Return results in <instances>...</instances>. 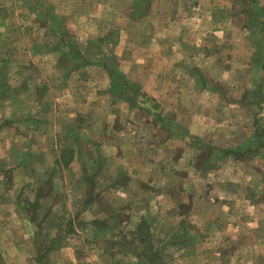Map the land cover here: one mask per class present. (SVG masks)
<instances>
[{"label":"crops","instance_id":"crops-1","mask_svg":"<svg viewBox=\"0 0 264 264\" xmlns=\"http://www.w3.org/2000/svg\"><path fill=\"white\" fill-rule=\"evenodd\" d=\"M144 234L168 264H264V0H0V264L122 262L98 240Z\"/></svg>","mask_w":264,"mask_h":264},{"label":"rangeland","instance_id":"rangeland-1","mask_svg":"<svg viewBox=\"0 0 264 264\" xmlns=\"http://www.w3.org/2000/svg\"><path fill=\"white\" fill-rule=\"evenodd\" d=\"M83 13H86V12H83ZM54 14H55L54 20H55V23H57V20L62 19L63 15H61L62 13L59 14L56 12ZM98 14H99V12L95 13L96 16H98ZM64 15H65L64 20H66V13H64ZM69 20L71 22L73 21L72 24L75 23L71 17L69 18ZM80 20L81 19H78L77 22ZM121 20H123V19H121ZM96 24H97V22L94 23V25H96ZM71 31L73 32L74 37L76 38L77 42L80 43V45L82 46V49H83L85 40L91 39L92 36H90V35L92 33H94L93 37H95V32L97 30H95L94 27H92V29L90 28V29H88V31L84 32V31H82L81 28H79V30L76 29V25H74L73 27H71ZM42 32L43 31L39 30V29H37V30L31 29V31L27 33V36L25 39L17 40V44L23 45L22 51L24 52V54L22 56L25 55L24 61L27 62L28 64H30V63L33 64L32 66L29 67V69H31L34 66V63L32 61H29V60H31L29 49L32 47V45L35 42H41L43 40V37L41 38ZM86 36H88V37H86ZM53 41H54V39H50V42H53ZM38 59H40V58L38 57ZM21 60H23V59H21ZM47 63L51 64V61L49 59H47ZM10 68H13V66ZM91 69H92V66H89V67L84 68L83 70H84V72L87 73ZM40 77H41V79H45V78H43V76H41V74H40ZM48 80H49V76H48ZM55 81H58V80L54 75V82ZM92 88L93 87H91V86L90 87L85 86L83 88V90H81V91L86 92V94L91 93L89 95H94ZM86 89H90V90L86 91ZM88 102H92V101H88ZM28 106H29V104H28ZM84 116H88L86 118V121H89V119L93 120L94 116L107 117L108 115L105 113L103 108H100L98 110L95 109V112H94V109H91L89 107V108H85L82 111V117L80 118L81 121H84ZM128 123L131 125V126H128V128H127V130H129V132H130L132 130L131 128H134L133 124H131V123H133V121L129 120ZM84 128H85V126L82 127V129H84ZM142 134H143V132L138 128L136 133L131 134L130 136L128 135L130 137L129 140L134 141L135 138H137V136L140 137ZM80 136H81L80 148L85 152L80 151V158L79 159L83 160V164L85 167L88 166L89 168H91V166H92V171H94V169H95L94 166L95 165L97 166V164H96L95 158H94L95 155L92 153L91 150L90 151L87 150V147H88L87 145L90 144V141L87 140L88 135L85 136L84 134L83 135L80 134ZM76 147H77V144H76ZM92 148H93V146H92ZM77 163H79V162H77ZM87 174H88V178L90 180L94 179V181L97 182V180H96L97 178L95 179V175H97V174H95V172L94 173H87ZM70 176H71L70 177L71 180L75 179L74 174L73 175L70 174ZM61 178H62V176L58 177V179H60V180H61ZM76 192H77V189H70L69 195H70L71 199L75 198ZM69 210H70V208H69ZM152 211H156V209H153ZM155 214L156 213H153L151 215L153 216ZM86 216H87V212H86ZM58 223H59V221L58 222L52 221L53 226L57 225ZM77 224H80V223L76 221L75 224L71 227L70 224L63 225V222H62V225L65 227L66 230H70L74 227L79 228V226ZM110 224L111 223L109 222L108 225H110ZM114 228L115 229L118 228V225H114ZM150 228H154V230H155V227L153 226V224L151 225ZM54 239H56L58 241V243L59 242L61 243L65 238L59 236V237H55ZM76 241L78 243L75 244V246L80 247V245H79L80 239H76ZM140 241H144L143 246L140 245V243H139ZM115 242H116L115 239L110 235L107 237H104V238H100L98 240V244L100 246V251L103 250V255L106 257H109L110 251H114L115 249L119 250L118 253L122 254L121 258H123V261L121 262L119 260L120 258L115 256V258L112 259L113 263H111V260H107V263L105 261H102L101 264H131L132 259H129V258H132V257H133V261H135V260L138 261L137 264H162V263L168 264L169 262H171L170 259L173 257L172 254H170L166 251V249L168 248V244L170 242V239H168V238L161 239L159 242L157 240L156 236H152L151 238H148L144 234V236H130V237H124V238L118 237L117 244ZM157 248L160 249V252H157ZM121 251H123V252H121ZM125 252L131 254L132 256L130 257V255H127ZM116 260H119V261L117 263H115ZM175 260H179V259L175 258ZM185 262L186 261H184V264H185Z\"/></svg>","mask_w":264,"mask_h":264}]
</instances>
